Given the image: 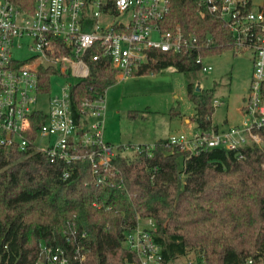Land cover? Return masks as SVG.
Returning a JSON list of instances; mask_svg holds the SVG:
<instances>
[{"label": "trees", "instance_id": "16d2710c", "mask_svg": "<svg viewBox=\"0 0 264 264\" xmlns=\"http://www.w3.org/2000/svg\"><path fill=\"white\" fill-rule=\"evenodd\" d=\"M32 12L33 0H9ZM114 0H106L111 9ZM112 10V9H111ZM251 10L246 0L243 14ZM264 14V0L259 7ZM165 31L179 29L194 38L197 48L186 53L149 52L131 76H149L167 68L188 73L200 70L198 57L233 48L227 24L210 14L199 0H168L161 21ZM69 50L61 48V53ZM84 57L89 75L71 86L70 108L76 123L84 99L105 95L117 81L108 58ZM52 66L40 65V91L50 92ZM214 91L188 98L197 128L214 130L211 116ZM264 100V84L262 87ZM42 117L32 122L35 134ZM259 144L237 151L204 149L194 154L158 140L150 150L142 146L132 159L117 154L97 186L87 162H76L68 179L67 165L51 162L33 147L19 151L0 146V264H35L41 243L66 247L64 232L75 230L87 250L86 264H139L124 247L127 232L140 220L151 219L153 240L167 263L193 252L197 264H240L264 252V128L256 131ZM120 151V150H119ZM238 153L241 158L238 157Z\"/></svg>", "mask_w": 264, "mask_h": 264}, {"label": "built area", "instance_id": "2783aa9c", "mask_svg": "<svg viewBox=\"0 0 264 264\" xmlns=\"http://www.w3.org/2000/svg\"><path fill=\"white\" fill-rule=\"evenodd\" d=\"M210 14L223 20L233 34V48L250 52L252 76L244 105V118L227 129L198 128L191 135H173L169 144L194 154L204 149L239 151L259 144L256 131L264 128V14H243L246 0H199ZM32 12L22 10L9 0H0V146L26 151L33 147L51 162L63 161L68 179L76 162H87L97 186L107 180L118 148L104 141L105 97L84 99L76 123L70 108L69 91L64 87L51 96L44 112L37 107L40 91L38 69L52 66L63 77L79 80L89 75L85 55L93 48L91 59L108 58L118 79L130 77L148 59L149 52L186 53L197 48L194 38L179 29L165 31L161 21L168 11V0H33ZM61 48L69 50L62 54ZM26 49L30 55L19 60ZM196 63L202 72L211 70ZM213 106L218 102L213 101ZM43 118L35 134L32 122ZM93 119V123L89 120ZM152 148L147 146V150ZM131 149V148H130ZM139 153L142 146H136ZM238 157L241 155L238 153ZM154 222L140 220L124 236V247L133 252L139 264H167L161 247L153 240ZM64 234L65 248L41 243L35 264H86L87 250L73 229ZM191 264V263H190ZM240 264H264V252Z\"/></svg>", "mask_w": 264, "mask_h": 264}, {"label": "rangeland", "instance_id": "374dc122", "mask_svg": "<svg viewBox=\"0 0 264 264\" xmlns=\"http://www.w3.org/2000/svg\"><path fill=\"white\" fill-rule=\"evenodd\" d=\"M261 4L262 0H251V10L258 11ZM29 55L22 49L16 57L23 60ZM203 65L210 66L211 70L180 73L167 68L149 76L117 78L104 95V139L118 148L120 155L132 159L137 155L136 146L151 147L158 140L173 135L197 132L188 87L193 94L205 89L214 91L213 101L219 104L214 106L211 116L213 125L227 129L239 124L252 76L251 53L231 48L205 57ZM78 80L59 73L52 75L50 92L38 97L37 107L45 112L49 97L60 95L64 87L73 86ZM93 122V119L89 120V123ZM197 257L190 252L167 264H197Z\"/></svg>", "mask_w": 264, "mask_h": 264}, {"label": "crops", "instance_id": "0c3cea01", "mask_svg": "<svg viewBox=\"0 0 264 264\" xmlns=\"http://www.w3.org/2000/svg\"><path fill=\"white\" fill-rule=\"evenodd\" d=\"M245 100H246V98H244V105H245ZM219 104V103H218ZM217 104V105H218ZM244 105L242 106V108H241V120H240V122L243 120V118H244ZM239 122V123H240ZM225 123H226V121H225ZM213 125V124H212ZM238 125V124H237ZM213 126H216V125H213ZM217 127V129H221V128H218V126H216ZM223 129H226V128H223ZM104 141L106 142V143H108V144H110V142H108L107 140H105L104 139ZM111 145V144H110Z\"/></svg>", "mask_w": 264, "mask_h": 264}]
</instances>
